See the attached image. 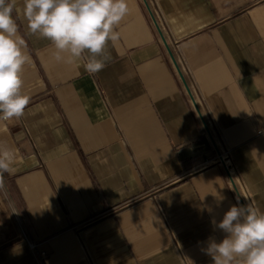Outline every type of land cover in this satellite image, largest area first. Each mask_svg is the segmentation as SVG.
Masks as SVG:
<instances>
[{
  "label": "crops",
  "instance_id": "crops-1",
  "mask_svg": "<svg viewBox=\"0 0 264 264\" xmlns=\"http://www.w3.org/2000/svg\"><path fill=\"white\" fill-rule=\"evenodd\" d=\"M127 2L95 74L13 13L30 103L0 122V264H213V220L264 211V0Z\"/></svg>",
  "mask_w": 264,
  "mask_h": 264
},
{
  "label": "clouds",
  "instance_id": "clouds-1",
  "mask_svg": "<svg viewBox=\"0 0 264 264\" xmlns=\"http://www.w3.org/2000/svg\"><path fill=\"white\" fill-rule=\"evenodd\" d=\"M13 13L27 21L30 34L50 42L57 62H81L95 74L110 61L108 45L120 39L116 28L129 7L127 0H0V122L20 119L30 103L22 89L31 56ZM17 158L0 141V177L15 172ZM213 223L224 233L208 243L213 264H264V211L237 202Z\"/></svg>",
  "mask_w": 264,
  "mask_h": 264
},
{
  "label": "built area",
  "instance_id": "built-area-1",
  "mask_svg": "<svg viewBox=\"0 0 264 264\" xmlns=\"http://www.w3.org/2000/svg\"><path fill=\"white\" fill-rule=\"evenodd\" d=\"M223 162H224V164H225V166H226V169L228 170V172L230 173V175H232L233 176V164H232V162H231V158H230V155L229 154H226V155H222V159H221ZM30 247L32 248V249H36V245L35 244H33V243H30Z\"/></svg>",
  "mask_w": 264,
  "mask_h": 264
}]
</instances>
